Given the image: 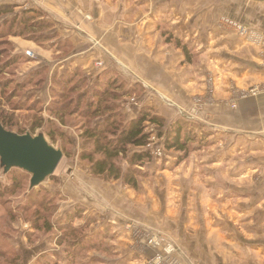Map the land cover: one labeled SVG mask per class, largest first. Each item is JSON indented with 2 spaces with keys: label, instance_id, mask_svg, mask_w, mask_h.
I'll return each instance as SVG.
<instances>
[{
  "label": "rangeland",
  "instance_id": "rangeland-1",
  "mask_svg": "<svg viewBox=\"0 0 264 264\" xmlns=\"http://www.w3.org/2000/svg\"><path fill=\"white\" fill-rule=\"evenodd\" d=\"M21 4L0 0V6L13 7L0 16V119L17 135H44L63 158L53 176L34 189L30 175L20 169L6 173L0 159V264H235L247 262L246 253L264 264V150L196 122L216 104L210 86L191 108L179 109L164 95L150 94L139 75L105 69L102 61L98 75L61 69L57 60L70 53V46L60 41L58 23L47 15L32 22L39 28L23 27ZM170 24L158 29L165 39L176 38ZM182 43L194 57V45ZM48 52L55 64L45 59ZM106 72L121 78L116 102L125 125L144 107L165 123L146 125L154 158L139 167L144 177L138 190L123 179L94 176L91 164L80 159L84 133L99 121L86 111ZM258 87V94L251 88L242 98L263 95L264 85ZM198 100L207 105L193 113ZM177 121L195 130L199 140L185 159L166 150L165 137H159ZM122 167L126 172V161ZM16 175L24 180H13ZM253 197L256 204L247 206ZM70 216L73 222L63 233L56 224L69 222ZM75 241L84 249L75 253L70 245ZM168 246L174 251L170 255Z\"/></svg>",
  "mask_w": 264,
  "mask_h": 264
},
{
  "label": "crops",
  "instance_id": "crops-1",
  "mask_svg": "<svg viewBox=\"0 0 264 264\" xmlns=\"http://www.w3.org/2000/svg\"><path fill=\"white\" fill-rule=\"evenodd\" d=\"M18 1L58 23L60 41L70 46V53L57 60L61 69L81 68L89 76L98 75L102 61L105 69L139 75L150 94L164 95L179 109L191 108L195 97L205 95L212 77L216 104L196 116V122L264 150V94L246 99L234 94L264 85V48L252 35L264 38V0ZM224 18L242 24L251 35L240 36L223 24ZM168 22L177 39L194 45V57L189 49L192 63L158 30ZM53 54L45 56L51 64L56 63ZM254 201L246 205L253 207ZM246 255L247 262L235 264H261L255 254Z\"/></svg>",
  "mask_w": 264,
  "mask_h": 264
},
{
  "label": "trees",
  "instance_id": "trees-1",
  "mask_svg": "<svg viewBox=\"0 0 264 264\" xmlns=\"http://www.w3.org/2000/svg\"><path fill=\"white\" fill-rule=\"evenodd\" d=\"M12 11L13 7L11 5L0 6V16L9 14ZM45 17L46 14L43 11L29 9L22 12L18 18H20L23 27L29 25V27L36 29L39 28L36 27L38 23L32 22L42 20ZM166 42H174L176 47L183 50L187 58L186 62H193L191 60L192 55L189 56L188 46L182 43L181 40L168 37ZM104 77H106L105 81L96 89V100L90 103L86 111L89 117L96 118L99 121L94 126L86 129L84 133L86 141L80 159L91 164V172L94 176L109 182L123 179L127 186L138 190L140 180L144 177V173L139 167H142L144 163L151 162L154 158L149 148L153 134L148 132L146 125L150 123L161 128L165 123L162 118L152 114L151 108L144 107L135 119L125 125L124 114L116 102L121 78L114 72H106ZM70 81L67 79L65 82L69 84ZM61 85L66 86L64 83ZM0 124L7 130V124L2 122L1 119ZM159 137L160 139L165 137L164 147L166 150L183 153L185 156L181 159H185L184 157H187L190 146L199 141L195 130L189 128L182 121L173 124L166 136L161 134ZM131 148L135 150H131ZM122 161H126L129 166L126 172L123 170ZM21 177L23 179V176L16 175L13 180H19ZM73 217H69V222L66 220L56 224V226H59V229L66 233L70 229L71 225L69 223L73 222ZM53 228L50 227L49 231ZM70 245L75 253L84 249L76 241L71 242Z\"/></svg>",
  "mask_w": 264,
  "mask_h": 264
},
{
  "label": "water",
  "instance_id": "water-1",
  "mask_svg": "<svg viewBox=\"0 0 264 264\" xmlns=\"http://www.w3.org/2000/svg\"><path fill=\"white\" fill-rule=\"evenodd\" d=\"M63 153L49 144L44 135H17L0 125V159L6 173L20 169L31 176V189L53 176Z\"/></svg>",
  "mask_w": 264,
  "mask_h": 264
},
{
  "label": "built area",
  "instance_id": "built-area-1",
  "mask_svg": "<svg viewBox=\"0 0 264 264\" xmlns=\"http://www.w3.org/2000/svg\"><path fill=\"white\" fill-rule=\"evenodd\" d=\"M223 24H225L226 26H229V27H232L234 28L238 34L240 36H243V37H248L251 35V30H249L248 28H246L245 26H243L242 24L238 23V22H235L234 20H230V19H227V18H224L222 20ZM254 36V40H256L259 44H261L262 46H264V38L262 39H259V37H257L256 35L252 34ZM27 55L31 57L32 53L31 52H27ZM210 88H209V93L212 95L213 94V91H212V87H213V80L210 79ZM260 91V87H254L253 89H251V93L252 94H258V92ZM234 94L238 97V98H242V96L245 97V94L247 93H242V92H236L234 91ZM205 105H207V103H204L202 102L201 100H198L196 102V108L194 107L193 108V113H197L198 111L197 110H200L201 108H203ZM160 153V150L158 151V154ZM153 243V241H151ZM168 255L172 254L174 251L173 249L171 248V246H168L166 251H165ZM160 259H157V262H159Z\"/></svg>",
  "mask_w": 264,
  "mask_h": 264
}]
</instances>
